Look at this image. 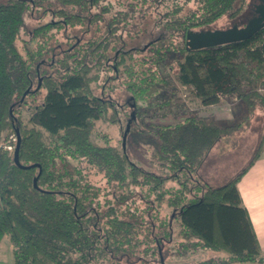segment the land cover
Listing matches in <instances>:
<instances>
[{
	"label": "trees",
	"instance_id": "obj_1",
	"mask_svg": "<svg viewBox=\"0 0 264 264\" xmlns=\"http://www.w3.org/2000/svg\"><path fill=\"white\" fill-rule=\"evenodd\" d=\"M247 5L0 1V244H11L12 264H125L131 256L166 264V257L198 249L227 252L199 264H264L238 189L264 148V133L247 165L224 184L211 185L198 172L223 135L247 124L258 106L264 109V28L224 45L186 44L188 31L224 15L234 18ZM34 11L51 19L20 48L26 16ZM61 31L63 42L57 38ZM170 53L176 55L170 66L176 80L202 104L236 92L247 113L228 125L197 113L158 124L159 173L135 162L106 132H99L103 144L94 137L98 119L117 122L125 106L133 118L156 84L169 85L161 66ZM113 81L131 100L113 97ZM19 137V161L29 168L14 159ZM165 207L170 210L164 213Z\"/></svg>",
	"mask_w": 264,
	"mask_h": 264
},
{
	"label": "rangeland",
	"instance_id": "obj_2",
	"mask_svg": "<svg viewBox=\"0 0 264 264\" xmlns=\"http://www.w3.org/2000/svg\"><path fill=\"white\" fill-rule=\"evenodd\" d=\"M254 1L256 0H247L248 5L244 7L240 15L234 18H231L229 15H224L213 23L204 26L202 29L214 30L228 28L234 25H245L253 16L252 3ZM249 2H251L250 5ZM188 9L189 6L186 7L185 11ZM49 15H43L42 11L28 13L26 16V26L20 35V48H23L24 40L30 38L31 32L36 26L51 19ZM65 37L66 35L61 31L57 38L63 42ZM175 57L176 55L174 53H170L168 59L161 66L162 73L167 77L169 85L156 84L150 91V99L147 101H139L137 108L132 111L133 118H128L126 112L129 113L131 108L125 106L122 108L123 111L119 110L118 113L116 112L118 116L117 122L103 119L96 121L95 141L103 144L104 141L99 136V132H106L115 145L119 147L123 145L125 147V150H127L135 162L148 170L159 173H163L164 170L159 165L154 152L158 146V124L176 122L192 113H197L198 116L208 120H213L222 125H228L242 120L243 116L247 113L246 104L238 97L236 92L223 94L220 102L217 104H202L189 89L185 88L176 80L170 67ZM114 82H111V84L115 85L113 97L121 103L131 100L130 93L123 88V85H118V82ZM98 90L97 88L96 91ZM261 91L264 92V90ZM112 112L113 109L109 108L108 116ZM25 118H27L26 114ZM263 133L264 109L258 106L255 112L250 115L247 124H244L229 134L223 135L219 139L221 141H218L212 147L198 171L199 174L211 185L224 184L247 165L258 147ZM94 176L96 180H100L101 173H96ZM101 184L105 186L104 182ZM139 206L141 205L139 204ZM169 210L170 208L165 207L163 212L165 213ZM212 255L224 256L227 255V252L215 253L206 249H198L195 253L185 251L181 255L175 254L173 257H166L165 261L166 264H199L200 261ZM124 263L145 264L141 261H135V257L133 258L132 256L129 260H125ZM0 264H12L11 244L7 240L0 244Z\"/></svg>",
	"mask_w": 264,
	"mask_h": 264
},
{
	"label": "water",
	"instance_id": "obj_3",
	"mask_svg": "<svg viewBox=\"0 0 264 264\" xmlns=\"http://www.w3.org/2000/svg\"><path fill=\"white\" fill-rule=\"evenodd\" d=\"M256 13L257 15L243 26L234 25L228 28L214 30H190L186 34L187 47L189 49H201L248 39L264 28V0L260 4H257ZM19 149L20 137L18 138L14 151L15 162L23 168L31 167L20 164Z\"/></svg>",
	"mask_w": 264,
	"mask_h": 264
},
{
	"label": "crops",
	"instance_id": "obj_4",
	"mask_svg": "<svg viewBox=\"0 0 264 264\" xmlns=\"http://www.w3.org/2000/svg\"><path fill=\"white\" fill-rule=\"evenodd\" d=\"M238 189L264 252V148L241 176Z\"/></svg>",
	"mask_w": 264,
	"mask_h": 264
},
{
	"label": "flooded vegetation",
	"instance_id": "obj_5",
	"mask_svg": "<svg viewBox=\"0 0 264 264\" xmlns=\"http://www.w3.org/2000/svg\"><path fill=\"white\" fill-rule=\"evenodd\" d=\"M261 2H262V0H256L252 3L253 4L252 9H253L254 13H253V16L251 18H253L257 15L256 6H257V4H260Z\"/></svg>",
	"mask_w": 264,
	"mask_h": 264
},
{
	"label": "built area",
	"instance_id": "obj_6",
	"mask_svg": "<svg viewBox=\"0 0 264 264\" xmlns=\"http://www.w3.org/2000/svg\"><path fill=\"white\" fill-rule=\"evenodd\" d=\"M13 140H16V138H15V137H13ZM7 147H8V149H9V150H13V149H14V146H13V144H11V145H8Z\"/></svg>",
	"mask_w": 264,
	"mask_h": 264
}]
</instances>
